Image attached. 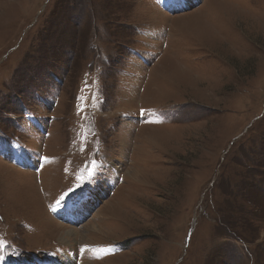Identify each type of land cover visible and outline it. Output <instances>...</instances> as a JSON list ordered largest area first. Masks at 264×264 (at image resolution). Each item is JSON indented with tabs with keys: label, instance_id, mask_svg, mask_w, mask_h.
I'll use <instances>...</instances> for the list:
<instances>
[{
	"label": "rangeland",
	"instance_id": "374dc122",
	"mask_svg": "<svg viewBox=\"0 0 264 264\" xmlns=\"http://www.w3.org/2000/svg\"><path fill=\"white\" fill-rule=\"evenodd\" d=\"M0 264H264V0H0Z\"/></svg>",
	"mask_w": 264,
	"mask_h": 264
},
{
	"label": "bare ground",
	"instance_id": "6f19581e",
	"mask_svg": "<svg viewBox=\"0 0 264 264\" xmlns=\"http://www.w3.org/2000/svg\"><path fill=\"white\" fill-rule=\"evenodd\" d=\"M153 130V129H152ZM71 215V213L69 214V216ZM72 216V215H71ZM70 216V217H71ZM71 218H74V216H72ZM58 225L59 227L61 228H64V225L61 226V224H56ZM58 227V228H59ZM73 232H71L70 230L69 231H66L62 234V237H61V240L60 241H63V243L66 245V242H67V239H69L70 237H73ZM66 241V242H65ZM68 243V242H67ZM68 257V256H67ZM69 258V257H68ZM69 263V262H68Z\"/></svg>",
	"mask_w": 264,
	"mask_h": 264
}]
</instances>
